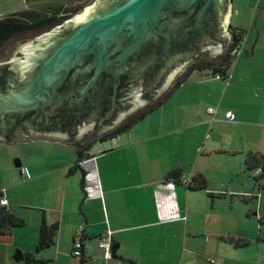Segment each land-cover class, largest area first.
<instances>
[{
    "label": "crops",
    "instance_id": "crops-1",
    "mask_svg": "<svg viewBox=\"0 0 264 264\" xmlns=\"http://www.w3.org/2000/svg\"><path fill=\"white\" fill-rule=\"evenodd\" d=\"M248 38L249 34L246 44ZM252 54L244 53L246 59ZM227 72L226 84L209 71H193L159 107L115 138L112 147L93 148L92 144L83 150L61 142L21 141L30 150L46 146H40L39 161L19 160L29 178L11 164L0 169V199L6 201L4 206L10 213L24 221L10 234L0 235V264H210L209 260L264 264L261 217L256 229L255 222L247 220L250 214L244 218L213 211L218 198H254L255 190H261L254 180L251 193L218 189L225 181L218 180L220 160L234 157L233 161H238L235 172L249 173L253 178L254 172L245 168L246 155L264 156V150H254L243 141L246 134L241 139L234 137L239 126L264 131V121H259L256 109H252L253 115L259 116L254 122L244 119L242 109L224 105V96L219 95L223 84L227 86L224 93L230 89L235 97L240 96L237 85H247L237 77L236 68L230 76ZM251 95L261 99L254 91ZM211 107L218 108L214 116L207 113ZM226 112L234 115L232 123L224 120ZM18 142H0V154L5 156L4 146ZM80 150L86 156L78 160L76 152ZM49 151L54 157L64 156L52 161L44 154ZM176 172L188 180L202 175L206 189L190 190L168 177ZM42 224L57 225V233L49 248L35 253ZM107 230L122 261L101 260L98 239ZM75 241L81 243V259L71 256ZM16 251L22 261L13 260ZM27 255H34L35 261L27 262Z\"/></svg>",
    "mask_w": 264,
    "mask_h": 264
},
{
    "label": "water",
    "instance_id": "water-1",
    "mask_svg": "<svg viewBox=\"0 0 264 264\" xmlns=\"http://www.w3.org/2000/svg\"><path fill=\"white\" fill-rule=\"evenodd\" d=\"M231 2L96 0L21 48L20 58L0 61V69L28 79L23 88L0 90V142L14 141L3 135L11 124L24 126L23 141L75 144L95 132L92 142L97 143L126 116L149 105L145 94L155 92L159 99L194 57L222 56ZM237 43L232 38L230 53ZM67 80L78 84L72 101L76 111H83L74 120L73 135L56 130L54 119L57 102L70 87H65ZM114 114V120L103 123ZM13 167H21L18 159ZM116 250L112 245V260L122 261ZM13 260H23L19 251Z\"/></svg>",
    "mask_w": 264,
    "mask_h": 264
},
{
    "label": "rangeland",
    "instance_id": "rangeland-1",
    "mask_svg": "<svg viewBox=\"0 0 264 264\" xmlns=\"http://www.w3.org/2000/svg\"><path fill=\"white\" fill-rule=\"evenodd\" d=\"M95 1L96 0H44L33 3L29 6L26 5L23 0H0V18L26 10H32L40 14H51V12L58 7H60L61 9H65V13L67 11L69 12L70 9L79 8V11L76 14L69 17L71 18L75 15L82 14L84 10L89 8ZM232 7L231 26L229 27V29L231 30V27L240 29L242 26H244V28L246 29H244L245 35L244 44L241 49L242 52L232 60V65L230 69H228L227 74H229L230 76L231 74H233L234 69L236 68L237 77L243 79L244 84L249 85V88H247V85L245 87H242L243 84H238L237 86L240 92V96L235 97L233 96L234 92L229 93L230 89L226 93H224L225 91L223 90V88L226 89L227 86L222 83L224 86L219 95L222 94V96H224L223 102L225 106L232 109H242L245 115L244 119L254 122L257 121L259 115H253L255 114V112L252 110L256 109L261 117L259 121H264V0H233ZM52 29L53 28L38 32H26L13 36L8 41H6L4 46L0 49V61L6 56L8 57V60H12V58L21 48L30 44L44 33L50 32ZM248 34L249 38L248 43L246 44L245 38L248 37ZM247 51H250L251 54L253 53L252 57H249L251 59L245 58L244 53ZM222 57L223 56H215V58H212L209 61L222 62L224 60H221ZM187 71V68L182 70V72L178 76L173 78L171 85L182 79ZM252 91H254V93L260 94L261 99L253 98L251 95ZM252 100L255 103L252 104ZM151 106L153 105L149 104L147 106L139 108L138 110L130 114L127 117V120L133 119L141 112L146 111ZM235 132L236 133H234V137H238V139H241L242 135L246 134L248 137L243 141L248 143L249 146L252 147V149L256 150V148H260L264 150V131H261L257 128L239 126L235 130ZM205 133L208 136L209 134H211L208 130ZM104 145H102V143L98 141L97 143L93 144L92 147L98 148L103 147ZM40 146L46 145L41 144L35 148H32L31 150L30 146H23L21 145V142L9 146L7 145V147L4 146L7 153L5 156L0 154V169L4 168V165L11 164L13 166V162H15L17 159L20 161H24L25 159L26 162L39 161L38 152L41 148ZM251 147L249 148V150H251ZM51 153L52 152L49 151L44 154H46V157L52 161H60L64 156V154H56L54 157L53 154L49 155ZM258 155L261 154L258 153ZM228 158L229 159L220 160L218 163V180H225L223 181L222 185L218 184V189L222 188L228 189V191H245L251 193L253 187V178L251 174L235 172L234 168L238 167V161H233L234 157ZM262 181H264V177ZM210 188H213L211 184ZM254 193L255 194L252 195L254 196V198H251V196L243 197L231 195L225 198H218L213 211L215 212V214H235L241 215L244 218L246 217V214H250L247 220H252L253 222H255L257 227L256 229H258V218H262V214H264V190H255Z\"/></svg>",
    "mask_w": 264,
    "mask_h": 264
},
{
    "label": "trees",
    "instance_id": "trees-1",
    "mask_svg": "<svg viewBox=\"0 0 264 264\" xmlns=\"http://www.w3.org/2000/svg\"><path fill=\"white\" fill-rule=\"evenodd\" d=\"M26 5H31L33 3L44 1V0H23ZM63 9V8H62ZM60 7L53 10L51 14H40L34 12L32 10H26L23 12L15 13L9 16H5L0 18V49L4 46L5 42L8 41L13 36L26 33V32H38L49 30L63 21L68 19L71 15L76 14L79 11V8L70 9L68 12H64L65 9L62 10ZM72 11V12H71ZM71 12V13H70ZM231 32L233 35H236L238 38L243 37L245 34L244 30L231 28ZM234 58L230 57V60H225L222 62H214L209 60L201 61V63L192 66L185 76L178 80L174 88L178 87L183 83L185 78L190 75L193 71H209L213 76H218L220 79H224L227 77L225 73L230 69L232 65V60ZM164 99L159 101L157 104L151 106L146 111L141 112L139 115L134 117L133 119L127 120L123 123L119 128L114 131L102 136L99 139L100 143H104L107 140L115 139L119 135L126 133L129 131L137 122L142 120L146 115L154 111L157 107H159L163 103ZM88 148V147H87ZM83 150H86L83 149ZM76 155L79 159L86 156L84 152L77 151ZM245 168L248 172H255L253 176V180L257 186V189L264 190V157L258 154L248 153L245 158ZM172 173L168 177H172V179L177 182H181L182 176L178 173ZM182 183V182H181ZM206 180L205 178L197 174L191 180H188L185 185L190 190H205L206 189ZM253 198V197H252ZM261 221H264V215L261 218ZM24 225V221L20 218L14 216L10 213L5 206L0 205V235H8L12 231L13 228L21 227ZM57 233V225L47 226L42 224L38 231L37 243L35 246V253H40L47 248H49L52 243L54 236ZM25 260L35 261L34 255L25 256Z\"/></svg>",
    "mask_w": 264,
    "mask_h": 264
},
{
    "label": "flooded vegetation",
    "instance_id": "flooded-vegetation-1",
    "mask_svg": "<svg viewBox=\"0 0 264 264\" xmlns=\"http://www.w3.org/2000/svg\"><path fill=\"white\" fill-rule=\"evenodd\" d=\"M227 1L229 2L231 0H225V5H226ZM232 38H234L236 41H238L237 46L239 45V43L241 41L240 38H238L236 35H233V33L231 32L230 29H229V32L227 30V34L224 38V45L222 47V56L223 57L221 60L224 59L223 61L229 60V58L231 57L230 56V54H231L230 53V47L232 45ZM20 55L21 54L18 53L17 57L20 58L21 57ZM212 58H215V57L209 56L208 54H205V55L199 54L198 56H196L192 60H190L188 66L186 68L189 70L192 66H195V65L201 63V61L210 60ZM1 60L6 61V60H8V57L6 56L5 58H3ZM27 81H28V79H23V77L19 76V73L15 72L13 69H10L8 67H4L3 69H0V90H2L3 93L6 92L5 88L6 89L7 88H11V89L23 88ZM177 82L173 83V85L170 88H168V90L164 94H162V96L159 99H155V92H153V96L151 94H145L144 96H145L146 101L149 102L148 104L153 105V104H155V102L157 104L159 101L166 98L167 94L174 88V86L176 85ZM77 85L78 84L74 83L72 80H70V82H68V80H67L65 87H67V86H70V87L66 88L67 92L65 91L66 93H64L65 97H61L59 99V101L61 100L60 103L57 102L58 105L56 106V109H55L56 112L54 115V117H55L54 119L55 120L58 119L57 120L58 122L56 123V125H57L56 130L61 129L63 132L71 134V135H73V133L76 132V127L74 129L75 118L83 117V115H82L83 111H81V112L76 111L74 106L77 104L73 103L74 101H72L73 99L77 100V97H78L77 92H76ZM3 93H2V95H4ZM71 103H73V104H71ZM75 111L77 113H75ZM86 111H89V110H86ZM116 116H117V114H114L113 116H111L110 119L105 118L103 120V123H110V121L114 120L116 118ZM127 117L128 116L125 117L122 124L125 123V121L127 120ZM15 126L16 125L13 126V125L9 124L7 126V128H5V130H3V135H5L6 138H9V137L12 138L13 137L14 138L13 142H15V141L21 142L23 140L21 139L20 134H26V132H25L26 130L24 129V126L19 127L18 129ZM46 126H48V125H46ZM46 126L44 125L43 128L44 129L47 128ZM119 127H117V128H119ZM95 134H97V133L92 132L90 134L84 135V138L81 139L80 141H77L75 144H73V146L79 147L80 149H85V148L89 147L90 145H92L94 143V142H92V138L94 137ZM34 140L35 139H31L29 141H34Z\"/></svg>",
    "mask_w": 264,
    "mask_h": 264
},
{
    "label": "built area",
    "instance_id": "built-area-1",
    "mask_svg": "<svg viewBox=\"0 0 264 264\" xmlns=\"http://www.w3.org/2000/svg\"><path fill=\"white\" fill-rule=\"evenodd\" d=\"M244 35H243V37L240 38L241 41H240L239 45L230 54L231 58H235L237 55L241 54V52H242L241 49H242L243 44H244ZM226 79H228V76L226 78H224L225 81H226ZM226 84H227V81H226ZM217 111H218V108H208L207 109V113L210 114L211 116H214L217 113ZM223 118L228 123H232L234 121V115L231 112L224 113ZM207 137L208 136H206V138ZM114 142H115L114 139H110V140H107L104 143H102V145L106 144V145H108V147H112L114 145ZM19 171H20L22 176L29 178V173H28L26 168L20 167ZM187 181H188V179L186 177H182V180H181L182 183L185 184ZM5 203H6V201L4 199H0V205L4 206ZM98 248L102 252V257H101L102 262L105 263V262L112 260V253H111L112 241H111V232L109 230H107L103 235H101L99 237ZM71 256L73 258H76V259L82 258L81 243L79 241L74 242L72 250H71ZM209 263L210 264H219L213 260H209ZM86 264H94V263L90 262V263H86Z\"/></svg>",
    "mask_w": 264,
    "mask_h": 264
},
{
    "label": "bare ground",
    "instance_id": "bare-ground-1",
    "mask_svg": "<svg viewBox=\"0 0 264 264\" xmlns=\"http://www.w3.org/2000/svg\"><path fill=\"white\" fill-rule=\"evenodd\" d=\"M54 28V27H53Z\"/></svg>",
    "mask_w": 264,
    "mask_h": 264
}]
</instances>
